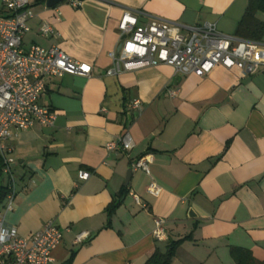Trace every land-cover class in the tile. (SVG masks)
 Masks as SVG:
<instances>
[{
  "label": "crops",
  "instance_id": "0c3cea01",
  "mask_svg": "<svg viewBox=\"0 0 264 264\" xmlns=\"http://www.w3.org/2000/svg\"><path fill=\"white\" fill-rule=\"evenodd\" d=\"M47 1H34L23 48L57 47L92 73L47 80L40 103L56 112L54 126L13 132L6 142V157L20 164L0 168V189L13 180L15 191L11 211L0 205L5 225L26 238L54 220L62 240L50 264H145L188 235L171 264H233L231 248L264 261V65L248 77L222 66L203 78L180 76L165 65L105 75L125 11L140 26L160 18L186 34L213 23L234 37L249 0H79L77 7L64 0L52 8ZM257 18L264 22V14ZM44 24L49 37L40 34ZM126 132L129 152L106 149ZM145 158L149 175L131 169ZM151 183L159 196L147 193ZM122 189L128 195L109 219ZM155 219L164 221L165 241L153 237Z\"/></svg>",
  "mask_w": 264,
  "mask_h": 264
},
{
  "label": "built area",
  "instance_id": "2783aa9c",
  "mask_svg": "<svg viewBox=\"0 0 264 264\" xmlns=\"http://www.w3.org/2000/svg\"><path fill=\"white\" fill-rule=\"evenodd\" d=\"M35 0H2L4 13L0 15V154L5 172L11 171L13 159H8L6 142L13 132L32 129L34 126L52 127L57 115L54 110L40 103L49 79H61L65 75L89 77L92 67L76 61L57 47L44 48L33 45L23 48V37L30 31L28 22L34 17ZM74 7L79 0L72 2ZM160 18H151L145 25L138 24L137 17L125 11L119 21L120 50L113 57L106 76H117L161 65L170 66L180 76H207L216 66L237 69L243 77L251 76L259 65H264V49L260 43L241 40L221 34L216 24L186 28ZM40 34L49 37L53 30L49 24L40 28ZM140 110V102L134 101L130 111ZM133 147L128 132L118 142L106 146L108 151L129 152ZM149 161L139 159L132 170H142L149 175ZM90 174L78 173L80 181H87ZM4 199L3 211L13 209L15 191L13 180ZM160 188L151 183L147 193L153 197ZM136 203L139 198L133 195ZM153 237L165 241L164 221L154 220ZM77 237L76 242L82 241ZM62 240V234L54 220L29 237H21L13 227H7L0 212V264H50L52 252Z\"/></svg>",
  "mask_w": 264,
  "mask_h": 264
},
{
  "label": "trees",
  "instance_id": "16d2710c",
  "mask_svg": "<svg viewBox=\"0 0 264 264\" xmlns=\"http://www.w3.org/2000/svg\"><path fill=\"white\" fill-rule=\"evenodd\" d=\"M258 13L264 14V0H249L248 7L236 27L235 38L261 43L264 39V22L257 18ZM0 168H3L2 162ZM7 193V188L0 189V205L4 202ZM127 195V190L122 189L108 206L106 211L109 219L122 206ZM191 238L192 236L188 235L178 241H169L164 252L156 249L145 264H171L180 245ZM230 256L233 264H264V261H256L249 250L242 248H231Z\"/></svg>",
  "mask_w": 264,
  "mask_h": 264
},
{
  "label": "water",
  "instance_id": "95a60500",
  "mask_svg": "<svg viewBox=\"0 0 264 264\" xmlns=\"http://www.w3.org/2000/svg\"><path fill=\"white\" fill-rule=\"evenodd\" d=\"M64 0H48L47 1V7L49 8H52V7H55L57 4L63 2ZM18 164H20L19 162L15 163L12 165L11 168H15ZM129 177H130V173H128L127 177H126V180H125V183H124V186H127L128 184V181H129ZM192 215V211L189 213V216Z\"/></svg>",
  "mask_w": 264,
  "mask_h": 264
}]
</instances>
